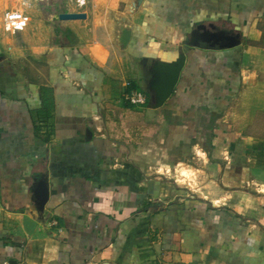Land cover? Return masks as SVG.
I'll use <instances>...</instances> for the list:
<instances>
[{
    "label": "crops",
    "instance_id": "1",
    "mask_svg": "<svg viewBox=\"0 0 264 264\" xmlns=\"http://www.w3.org/2000/svg\"><path fill=\"white\" fill-rule=\"evenodd\" d=\"M114 3L63 22L91 25L81 41L70 32L27 63L0 56V264H264V210L248 192L264 173V0ZM198 26L240 44L194 47ZM181 53L174 94L155 110L149 68ZM134 90L145 106L127 101ZM191 156L217 178L220 204L160 182Z\"/></svg>",
    "mask_w": 264,
    "mask_h": 264
},
{
    "label": "rangeland",
    "instance_id": "2",
    "mask_svg": "<svg viewBox=\"0 0 264 264\" xmlns=\"http://www.w3.org/2000/svg\"><path fill=\"white\" fill-rule=\"evenodd\" d=\"M114 1L116 0H87L83 6L78 7L72 3L69 5L68 0H27V2L0 0V54H2L0 56L9 58L12 61L15 60L19 64L27 63V61H33L32 53H37L36 55L39 58L44 49L72 42L69 38L70 32H72V36L81 41L85 34L88 35L90 24L82 23V27L70 30L62 26L63 22L67 21H58L55 20V17L68 8H75L81 10V12L83 10L93 11L98 17L103 18L106 10L113 11L115 9L112 6V2L115 4ZM124 7V5H120L116 8L114 14H112V19L115 15L124 12ZM14 11H20L23 14V18L18 25H10L5 19L7 14ZM94 14L93 18L96 17ZM191 158V160H186L187 165L181 164L176 169L179 171V168H181L188 173V176L184 177L185 182H181L180 185L177 184L176 178L178 179L180 175L178 171H176V178L173 176L175 171L171 176L160 175L159 177L162 178L160 182L164 183V187L172 192L171 195L178 193L183 196L188 194L189 196L203 195L214 204L215 201H219L215 205L220 204V200L211 198L217 197L218 192H220L217 178H213V182L210 179L211 174L208 172L205 174L206 168L202 166V162L195 156H191ZM193 167L203 171H197ZM248 188L251 195V205L264 210V173L263 177L258 178L256 182L249 183ZM252 215L253 218L260 219L259 214Z\"/></svg>",
    "mask_w": 264,
    "mask_h": 264
},
{
    "label": "water",
    "instance_id": "3",
    "mask_svg": "<svg viewBox=\"0 0 264 264\" xmlns=\"http://www.w3.org/2000/svg\"><path fill=\"white\" fill-rule=\"evenodd\" d=\"M141 3L143 0H138ZM87 14L82 12L60 13L55 17L58 21H78L86 20ZM131 30L127 27L121 28V37L119 39L120 48L125 50L131 40ZM240 35H233L229 32H212L205 26H198L191 35V43L194 47H200L201 44H208L207 48L215 46V40H225V47L232 48L240 44ZM186 55L181 53L173 62L153 61L149 68L151 76L149 83V92L151 95L150 104L157 110L162 108L172 97L178 85L180 76L185 67ZM90 134V132H88ZM34 202L38 212H43L48 201L49 190L46 177H41L33 189ZM16 264V263H15Z\"/></svg>",
    "mask_w": 264,
    "mask_h": 264
},
{
    "label": "built area",
    "instance_id": "4",
    "mask_svg": "<svg viewBox=\"0 0 264 264\" xmlns=\"http://www.w3.org/2000/svg\"><path fill=\"white\" fill-rule=\"evenodd\" d=\"M27 2V0H21ZM70 3L75 4L78 7L83 6L87 0H68ZM23 18V14L20 11H14L7 14L5 19L10 25H18ZM127 101L133 106H145L148 102V97L140 90H134L127 96Z\"/></svg>",
    "mask_w": 264,
    "mask_h": 264
},
{
    "label": "bare ground",
    "instance_id": "5",
    "mask_svg": "<svg viewBox=\"0 0 264 264\" xmlns=\"http://www.w3.org/2000/svg\"><path fill=\"white\" fill-rule=\"evenodd\" d=\"M179 172L182 174L183 177H187L188 176L187 175L188 173L185 170L181 169V168H179Z\"/></svg>",
    "mask_w": 264,
    "mask_h": 264
}]
</instances>
